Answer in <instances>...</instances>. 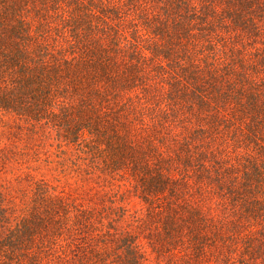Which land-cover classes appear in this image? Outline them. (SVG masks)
I'll list each match as a JSON object with an SVG mask.
<instances>
[{"label": "trees", "instance_id": "trees-1", "mask_svg": "<svg viewBox=\"0 0 264 264\" xmlns=\"http://www.w3.org/2000/svg\"><path fill=\"white\" fill-rule=\"evenodd\" d=\"M0 264H264V0H0Z\"/></svg>", "mask_w": 264, "mask_h": 264}, {"label": "rangeland", "instance_id": "rangeland-1", "mask_svg": "<svg viewBox=\"0 0 264 264\" xmlns=\"http://www.w3.org/2000/svg\"><path fill=\"white\" fill-rule=\"evenodd\" d=\"M133 202H137V201L135 200V201H133Z\"/></svg>", "mask_w": 264, "mask_h": 264}]
</instances>
